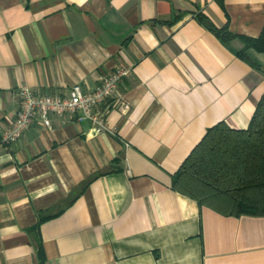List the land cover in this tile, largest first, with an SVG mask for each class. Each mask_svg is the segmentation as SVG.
I'll return each mask as SVG.
<instances>
[{
  "label": "crops",
  "instance_id": "crops-1",
  "mask_svg": "<svg viewBox=\"0 0 264 264\" xmlns=\"http://www.w3.org/2000/svg\"><path fill=\"white\" fill-rule=\"evenodd\" d=\"M263 29L264 0H0V141L18 85L66 93L132 68L99 107L105 132L65 114L0 142V264H264V214L171 188L208 128H247L264 50L246 39Z\"/></svg>",
  "mask_w": 264,
  "mask_h": 264
},
{
  "label": "trees",
  "instance_id": "trees-1",
  "mask_svg": "<svg viewBox=\"0 0 264 264\" xmlns=\"http://www.w3.org/2000/svg\"><path fill=\"white\" fill-rule=\"evenodd\" d=\"M246 44L263 51L264 29ZM171 188L221 214H264V96L246 129L222 121L208 128L171 176Z\"/></svg>",
  "mask_w": 264,
  "mask_h": 264
},
{
  "label": "built area",
  "instance_id": "built-area-1",
  "mask_svg": "<svg viewBox=\"0 0 264 264\" xmlns=\"http://www.w3.org/2000/svg\"><path fill=\"white\" fill-rule=\"evenodd\" d=\"M132 73L130 66L118 65L100 79L91 89H83L80 84L70 86L68 92H42L31 89L26 84L16 89V110L11 123L2 131L1 141L12 144L31 126L35 118L43 127H52V120L68 114L79 121H89L94 134L107 130L104 112L99 107L112 98L120 96L122 81Z\"/></svg>",
  "mask_w": 264,
  "mask_h": 264
}]
</instances>
